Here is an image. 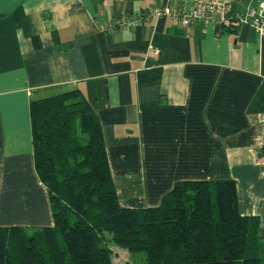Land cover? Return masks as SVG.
<instances>
[{
	"label": "crops",
	"instance_id": "obj_1",
	"mask_svg": "<svg viewBox=\"0 0 264 264\" xmlns=\"http://www.w3.org/2000/svg\"><path fill=\"white\" fill-rule=\"evenodd\" d=\"M193 1L0 0V226L53 224L29 104L78 89L122 206H157L178 180L233 179L264 239V37L235 18L264 17V0H223V25L145 16Z\"/></svg>",
	"mask_w": 264,
	"mask_h": 264
},
{
	"label": "trees",
	"instance_id": "obj_2",
	"mask_svg": "<svg viewBox=\"0 0 264 264\" xmlns=\"http://www.w3.org/2000/svg\"><path fill=\"white\" fill-rule=\"evenodd\" d=\"M34 166L51 226H0V264H264L259 219L239 212L233 179L178 180L157 206L119 203L101 124L78 89L31 99ZM119 264H132L124 261Z\"/></svg>",
	"mask_w": 264,
	"mask_h": 264
},
{
	"label": "built area",
	"instance_id": "obj_3",
	"mask_svg": "<svg viewBox=\"0 0 264 264\" xmlns=\"http://www.w3.org/2000/svg\"><path fill=\"white\" fill-rule=\"evenodd\" d=\"M229 7V4L223 0H194L188 8L177 6L149 8L145 16H168L173 23L181 25H188L195 20L223 25L226 22ZM235 18L240 23H249L261 37H264V17H259L255 9L250 8L244 15H237ZM124 21L122 20L119 26H122Z\"/></svg>",
	"mask_w": 264,
	"mask_h": 264
},
{
	"label": "rangeland",
	"instance_id": "obj_4",
	"mask_svg": "<svg viewBox=\"0 0 264 264\" xmlns=\"http://www.w3.org/2000/svg\"><path fill=\"white\" fill-rule=\"evenodd\" d=\"M46 191H47V189H46ZM47 196H48V193H47ZM52 220H53V216H52ZM20 227L23 228L24 231L29 233V232H32L35 228L43 227V226H36V227L20 226ZM112 247H113L112 260L115 263L119 264V263L124 262V261H130L132 264H146L145 255L143 252L128 251L124 248H120V247L115 246V245H112Z\"/></svg>",
	"mask_w": 264,
	"mask_h": 264
}]
</instances>
